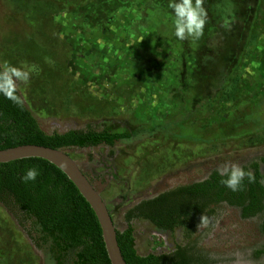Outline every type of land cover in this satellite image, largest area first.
Returning a JSON list of instances; mask_svg holds the SVG:
<instances>
[{"label": "rangeland", "instance_id": "obj_1", "mask_svg": "<svg viewBox=\"0 0 264 264\" xmlns=\"http://www.w3.org/2000/svg\"><path fill=\"white\" fill-rule=\"evenodd\" d=\"M87 1L95 0H0V65L47 133L143 130L112 147L65 148L106 201L117 229L127 226L124 214L136 203L204 180L225 163L242 167L264 155V0L243 9L254 16L256 38L236 70L230 96L221 94L187 121L182 115L195 98L186 92L183 106L169 105L168 97L177 83L173 56L179 43L154 33L163 20L173 21L163 19L166 10L159 7L136 36L128 26L145 19L139 8L151 0L137 1L109 29L84 33L75 28L71 11ZM16 71L26 72L27 81ZM217 211L210 233L200 237L216 264H264L252 256L264 242L262 216L244 219L240 208L227 204ZM133 225L142 255L170 252L185 242L182 229L159 230L147 220ZM0 264H55L37 226H22L1 202Z\"/></svg>", "mask_w": 264, "mask_h": 264}, {"label": "trees", "instance_id": "obj_2", "mask_svg": "<svg viewBox=\"0 0 264 264\" xmlns=\"http://www.w3.org/2000/svg\"><path fill=\"white\" fill-rule=\"evenodd\" d=\"M137 1H87L82 7L72 9L74 26L84 33L93 27L109 29L121 15L132 11ZM170 2L179 0L144 3L146 9H139L143 10L145 19L141 17L129 24L131 35L142 34L147 27L144 23L159 14V7L166 10L163 19L170 17L173 20V10L168 6ZM246 6L255 8L256 0H202L207 15L199 39L178 40L174 35L173 21L167 23L163 20L156 26L155 37L179 43L173 56L178 66L177 83L168 96L171 97L169 105L174 101L184 106L187 94L197 101L193 108L185 110L182 121L210 108L221 94L230 96L236 70L252 43L251 37L256 38L255 34L253 36L254 16L244 14ZM142 132V129L114 132L104 128L47 133L26 104L14 78L0 65V149L23 144L57 149L112 147L132 140ZM30 167L38 168L40 174L34 182L25 184L21 177ZM242 168L253 173L255 182L248 183L245 178L241 191L232 192L224 187L220 183L221 176L214 169L204 180L176 186L128 208L124 214L127 226L123 230L117 229L118 242L127 263L216 264L217 261L200 245L201 234L208 235L210 227L200 233L201 226L198 225L203 215L210 221L215 219L222 204L240 208L244 219L262 216L260 232L264 237V155ZM0 202L13 212L22 226L26 222L37 226L55 264H111L95 211L68 175L50 161L29 157L0 163ZM134 220L150 221L164 231L182 229L185 242L177 244L170 252L142 255L136 248ZM262 255L264 248L256 249L253 259L258 260Z\"/></svg>", "mask_w": 264, "mask_h": 264}, {"label": "water", "instance_id": "obj_3", "mask_svg": "<svg viewBox=\"0 0 264 264\" xmlns=\"http://www.w3.org/2000/svg\"><path fill=\"white\" fill-rule=\"evenodd\" d=\"M29 157L46 159L68 175L98 217L111 264H128L119 245L116 223L106 201L66 150L38 144H23L0 149V163Z\"/></svg>", "mask_w": 264, "mask_h": 264}, {"label": "clouds", "instance_id": "obj_4", "mask_svg": "<svg viewBox=\"0 0 264 264\" xmlns=\"http://www.w3.org/2000/svg\"><path fill=\"white\" fill-rule=\"evenodd\" d=\"M168 6L174 13V35L178 40L183 41L188 37L199 39L203 35L207 14L202 7V0H195L194 3L193 0H179V2H170ZM224 26L227 27V23ZM15 74L25 81L28 79L26 72L16 71ZM217 172L221 176L220 183L232 192L243 189L245 178H247L248 183L255 182L253 173L238 164L225 163L217 169ZM39 174L38 168L30 167L21 177V182L25 184L34 182ZM210 224V219L203 215L198 227L208 228Z\"/></svg>", "mask_w": 264, "mask_h": 264}, {"label": "flooded vegetation", "instance_id": "obj_5", "mask_svg": "<svg viewBox=\"0 0 264 264\" xmlns=\"http://www.w3.org/2000/svg\"><path fill=\"white\" fill-rule=\"evenodd\" d=\"M88 178H89V177H88ZM252 218H253V217H252ZM262 248H264V242H263V244H262L261 246H259V247H255V248L253 249V251H252V256H253V253H254V251H255L256 249H262ZM253 261H254V263H255V262L260 263L261 261L264 262V255H262V256L260 257V259H258V260L253 259Z\"/></svg>", "mask_w": 264, "mask_h": 264}]
</instances>
